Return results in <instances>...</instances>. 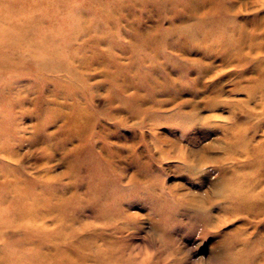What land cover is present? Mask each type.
<instances>
[{
  "label": "rangeland",
  "instance_id": "rangeland-1",
  "mask_svg": "<svg viewBox=\"0 0 264 264\" xmlns=\"http://www.w3.org/2000/svg\"><path fill=\"white\" fill-rule=\"evenodd\" d=\"M77 1L88 10L79 20L93 25L90 11L101 17L88 27L90 37L78 38L85 44L78 55L106 60L113 72L118 65L126 74L137 71L129 79L137 86L124 95L99 77V62L92 63L98 71L91 88L79 95L68 90L64 74L53 80L31 60L0 74V100L7 103L0 119L9 133L8 144H0V207L10 208L8 199L16 196L9 191L13 179L62 192L70 225L77 220V239L94 258L86 263L264 264V160L258 155L264 154V0H221L212 12L204 3L192 18L181 13L179 0L169 5L178 12L164 14L130 3L110 20L98 6L106 0ZM57 22L65 23L62 37L71 36L65 30L71 19L65 14ZM209 25L229 27L234 37L233 27H243L247 43L241 52L181 46V33L173 45L164 41L152 61L141 41L145 30L156 41L174 28ZM96 26L103 34L94 37ZM155 84H169V94L161 88L153 94ZM138 93L147 99L142 105L134 102ZM59 97L69 106L53 126ZM80 107L92 119L89 128L74 123ZM51 132L62 140L50 141ZM82 159L89 168L82 169ZM91 191L101 200L79 201ZM247 195L260 202L249 204ZM61 214L56 211L35 234L26 223L0 224V259L4 249L32 254L43 243L57 264H73L69 254L78 242L66 252L67 240L55 234L63 231Z\"/></svg>",
  "mask_w": 264,
  "mask_h": 264
},
{
  "label": "bare ground",
  "instance_id": "bare-ground-1",
  "mask_svg": "<svg viewBox=\"0 0 264 264\" xmlns=\"http://www.w3.org/2000/svg\"><path fill=\"white\" fill-rule=\"evenodd\" d=\"M91 1L92 3H97L99 0ZM220 1L221 0H179L181 4V13L185 16L187 15V18H192L194 15L202 13L201 10L204 3L205 5H210V12H212V9L214 8L212 4H215L216 11L218 8L216 6L220 3ZM171 2L173 1L106 0L105 5L100 2L98 6L100 8L103 7V15L107 17L106 19L110 20L117 18L118 13L120 11H125L127 9V4L130 3L140 4L141 6H138L142 8H147L145 6L147 5L149 7V14H154L157 12L164 14L168 13L170 9L178 12V8H169ZM90 13H92V15ZM65 14L71 19V24H67L65 29L69 31V35L71 34V36L68 38L62 37V34L65 31L63 33L61 31L65 23L60 24V22H57L58 17H61ZM85 14L88 15V10L77 0H0V74L4 72H10L11 70H16L20 64L27 63L31 60L36 63L35 66L42 75H46L53 80H62L61 76L64 74V76L67 77L66 80L68 81V90H70L75 95H79L83 92V90H88L91 88V83L93 82L91 80L94 76L93 72L98 71V69H95L93 66L94 64H92L94 62V59H92L93 57L88 55H82L80 57L78 55L80 52H82L85 44L78 45L77 42L79 41L78 38L80 36H91V34H88V27L90 29L91 27L93 28V26L96 25L94 22L96 23L100 21L99 19L101 17H96L93 11H90L89 15L96 19L94 21L91 19L93 22V25H91L89 22L90 20H79V18L83 17ZM50 28L55 29V31L53 33H49ZM111 28H113V26ZM233 28H237L236 37H234L232 34L233 31L230 30L229 27L219 28L209 25L199 28H193L190 26L178 29L174 28L170 34H167V36L166 34H161V36H159L158 40L156 41L152 39L151 32L145 30L141 33V41L145 45L147 53L150 55L151 59L148 56L147 57L152 61L157 59L159 53L158 47L161 49L164 41L169 39L172 42L171 45H173V43H176L174 40L175 37L181 33L185 36L180 44L181 46L182 44L190 45V43L193 45H203L209 47L218 45L224 48H229V50L241 52L245 43H247L246 30L243 27L237 26H234ZM102 30L103 29L101 26H96L94 37L98 36V34H103ZM209 31L211 33H209ZM103 39L100 41H103ZM84 40L88 43L87 38H84ZM89 40L91 39L89 38ZM75 43L77 44V48L74 49L72 47H74ZM112 46L115 48L113 44ZM110 48L112 47L110 46ZM106 56H108V54ZM201 58L202 57H200V59ZM99 63V77L103 78L105 81L111 82V84H114L116 89L118 91H122L124 95L129 93V91L137 86L129 80L133 78L132 75L135 76V78L138 77L137 71L133 70L132 75L126 74L124 68L121 65H118L116 70L113 72L111 70V66L106 60L100 61ZM171 81L172 82L170 84H174V81ZM8 86L10 87V85ZM167 87H169V84H155V87L153 86L151 90L154 94V91L158 90V88H161L160 91L162 94L166 95L169 94V92L166 90ZM19 92L20 89L18 91L15 90V94ZM61 98L59 97L56 99V103L59 105V107L53 109V114L55 117H53V119L49 122L50 125H58L59 121H61L59 117H63L62 109H64L65 106H69L65 105ZM124 100L126 102L124 101L123 103L122 100V103L124 106H127V96ZM146 100L147 99L145 96H143L141 93H138L134 99V102L137 103L136 105H142ZM0 104V107L3 109L7 107V103H4L1 100ZM52 104L55 103L53 102ZM91 120V118L86 117L84 110H82L80 107L79 115L74 120V123L79 122L80 125H84V127L89 128L92 124ZM2 121L3 119H0V144L5 146V142L8 144L7 137H9V133L4 130L1 123ZM66 122L64 119L63 124ZM79 123H77L78 126H80ZM87 128H85V130H87ZM76 135L74 134L73 136ZM49 137L50 141L58 139L62 140L61 135H57V132L49 133ZM50 150L55 151L54 149ZM2 151L4 152V149H2ZM258 155L264 160V154L259 153ZM87 161L83 159L81 160V166L83 167L82 169L89 168L90 162L87 163ZM262 171H264V164L262 166ZM10 182L12 183L9 185V191L10 193L14 192L16 196L12 197V201L11 198L8 199V201L11 203L10 208L7 207L6 209H3L1 208L2 206L0 207V224H6L9 226L11 223H26L30 225L29 228L25 226H23V228L25 227V229L27 228V230L35 234L36 232L42 230L41 228L45 227L47 220L52 218L56 211H59L60 214H62L58 216V221L63 222V231H60L61 233H53L57 234V239L67 240L66 243L70 247L64 248L66 252L70 248L71 252L73 250L71 245L75 244V242H78L77 247L74 248L75 252H69V255L71 256L70 260H72L71 262L73 264H91L86 263L87 261L94 259L92 254H90V257L85 255V249H87L88 244L86 245L85 240L82 241L80 239V241H78L77 239L79 237V231L73 226L76 224L77 220L74 221V224L70 225L72 220L65 212L67 209L65 211L63 210L65 205L61 204L62 201H64L62 198L63 195H60L62 192H57L54 189L49 190L48 187L38 188L39 186L36 187L35 184H28L19 179H13V181ZM105 184L106 181L103 183V185ZM251 188L252 187L250 186L249 189ZM101 197L102 195L99 196L96 191H91L90 193L88 192L84 198L79 199V201L83 204H94L97 203L98 200L100 201ZM4 200L5 199H0V205L1 202L5 204ZM74 200H77V198L74 197ZM244 200H251L249 204L260 202L259 199L257 200L256 198L253 200L250 195H247ZM49 229L52 230L53 228ZM48 237L49 236H47V239L49 240L48 242L56 241V237ZM43 246L44 244L42 243V245L39 247L40 249L37 251L32 249L35 251H33L32 254L31 252H28L27 254L21 252L22 254L20 253L18 255L16 253V248H10L8 250L4 249L1 252V256L3 257L0 259V264H57V258H54L51 253L46 254ZM60 249H62V247H60ZM15 254L18 255L19 258L21 257L20 260L12 258V256H15ZM73 254L76 255L77 258H75ZM96 254L99 255V251Z\"/></svg>",
  "mask_w": 264,
  "mask_h": 264
}]
</instances>
